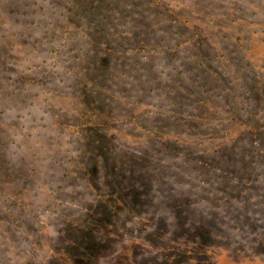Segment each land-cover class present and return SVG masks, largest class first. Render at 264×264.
<instances>
[{
	"label": "rangeland",
	"instance_id": "rangeland-1",
	"mask_svg": "<svg viewBox=\"0 0 264 264\" xmlns=\"http://www.w3.org/2000/svg\"><path fill=\"white\" fill-rule=\"evenodd\" d=\"M193 1L198 4L194 6ZM79 2L0 0V57L12 64L0 62V93L4 97L15 95L4 101L0 97V130H6L0 143L5 141L9 151L0 152V176L3 167L13 166L1 164L11 160L21 169L16 176L27 178L23 186L15 185L17 191L9 184L0 193V264H264V166L259 164L262 159L256 160L262 170L245 178L243 168L236 167L241 163H237L253 161L257 152L248 150L245 156H241L243 152L232 153V143L226 136L230 128L241 129L244 136L264 126L263 100L253 106L256 83L247 79L248 72L242 74L239 70L224 78L212 71L194 72L195 60L180 59L179 64L176 62L178 67L154 64L152 47L158 43L170 45L173 36L160 33L168 27L166 18L160 17L157 23L142 30L143 35L147 34L143 41L136 40L144 49L126 55L131 64L116 67L107 83L112 88L113 83L125 81L127 89L118 85L108 90L109 94L96 97L95 107L101 113L115 110L112 116L106 114V125L98 126L95 118L79 119L76 110L80 102L72 96L71 88L80 89L76 80L79 71L83 77L89 72L82 71L87 66L85 50H76V44L71 42L76 30L68 23L73 14L63 10H75L74 5ZM169 2L184 4V0ZM192 3L184 4V17L196 25V30H191L203 36L207 47L215 51L221 48L227 60L238 57L241 63L244 55L249 59L254 54L251 50L257 49L258 42L254 32L247 34L244 42L233 36L238 37V24L240 28L248 24L258 27L256 24L264 21V0ZM151 31L152 36L148 35ZM136 63L154 67L144 77L142 72H132ZM4 68L10 70L3 72ZM174 68L185 72L178 74ZM222 70L219 67L218 71ZM162 73L172 79L177 77V86L187 91L184 96H172L166 91L170 85ZM192 74L197 83L188 81ZM25 78L31 81L25 84L27 88L22 85L19 91V87H10ZM22 94L26 95L23 99ZM81 94L85 95L83 91ZM170 101L185 106L176 107L180 117L193 113L191 119L196 125L204 126L208 119L211 122L196 132L182 126L176 133L180 125L172 130L176 121H168L169 115H177ZM107 104L109 108H104ZM159 104L164 105L162 110ZM204 105L212 112L201 116L198 112ZM63 107L70 113L63 114ZM215 110L220 112L213 114ZM161 114H167L168 119ZM134 115L136 119L132 118ZM196 116L199 117L195 120ZM146 120L149 124L161 120V126L168 125L171 132L160 130L155 138L151 128L142 127ZM93 129L101 131L102 143L98 144L108 147L100 153L104 160L101 158L99 171L92 161L101 156L80 154L82 145L88 149L98 146L97 137L90 133ZM230 133L234 134L232 130ZM240 137L238 132L235 140ZM258 144L262 147L260 152H264V142ZM223 146L229 149L226 158L213 154ZM34 152L38 154L35 157ZM190 153L194 157L190 158ZM160 158L166 159L165 164L180 163L184 168L167 180L160 179L151 163ZM113 159L118 160L115 174L109 165ZM70 165L74 167L67 169ZM109 174L121 176V180L108 178ZM244 179L250 181L243 182ZM226 191H232L231 195ZM8 203L14 204L11 211ZM230 204L234 220L230 224L241 225V239L246 236L247 242H237L239 234L223 225L224 210ZM245 205V213L255 206L248 214L260 223L242 219Z\"/></svg>",
	"mask_w": 264,
	"mask_h": 264
},
{
	"label": "trees",
	"instance_id": "trees-1",
	"mask_svg": "<svg viewBox=\"0 0 264 264\" xmlns=\"http://www.w3.org/2000/svg\"><path fill=\"white\" fill-rule=\"evenodd\" d=\"M213 1H216V0H213ZM186 3H190V5L193 4L192 0H184V4ZM195 3H197V1L194 2L193 4L194 6L196 5ZM184 4L182 6H180V3L173 5L171 2H169V0H81V2L76 3L74 5L76 8L75 10L73 9V7L69 9H66V7L63 8L64 12L66 11V14H69V15L73 14V17L71 18L72 20L69 19L70 24L68 23V25H70L73 28V30L74 29L76 30L73 33L71 42L76 44V47L74 46L76 50H79L80 52L82 50H85L84 56L86 60L85 63H87V66L83 67L82 71L89 72L88 74H85V77H83L82 72L79 71L78 77L76 80L78 82L80 89L75 90L73 87L71 88V92L73 93L72 96L75 97V99L80 102V107L79 109L76 110L77 117L79 119H94L95 118L94 123L97 124L98 126L106 125V122L104 120L106 117V114L108 116H112L115 110L112 109L108 113L106 112L101 113L100 109L95 107V104H96L95 99L96 97H98V94L101 96H105L109 94L107 93V91L110 89H115L118 85L124 86L122 87V90H124L125 88L127 89L126 86H128V82L125 83V81L124 83H119V82L113 83L112 88L110 87V85H107V83L108 81L111 80V77L114 76L115 71H117V69H115L116 67H119V68L123 66L127 67L128 64H131V60L126 55L131 54L132 52L138 53L139 51H142L144 49L143 45L138 44L136 40L143 41L144 36H146L147 34L143 35L142 30L144 28H148L149 27L148 25L150 24L157 23L160 17L166 18V21L168 23L167 29L160 30V33L163 35L172 33L173 36L170 39V42H172L170 45L166 46V45H161L158 43L157 45H154L152 47L151 51L155 52L153 61H152L154 64L159 63V64H163L164 66L167 64L169 66L171 64H174V66L178 67L180 66L178 65L180 63V59H183L185 61L195 60L196 63L193 68L194 72L212 74L210 73V71H212L213 73H217V75L222 78L232 73H237L238 70L242 74L243 72H248L249 75L246 74V76H248L247 79H249L251 82L256 83V86L254 87L255 93H253L256 96V98H255V102L253 103V106L258 104L261 100H263L264 102V93H263L264 92V21L261 23L260 22L257 23L256 26L258 27H253V24L252 25L245 24L246 26L244 27L241 26L240 28L239 24L236 25L235 29H238V31L235 34H237L238 37H236L235 35L233 36V38L236 41L244 42V37H246V35L249 33L252 34V32H254V34L258 36L257 49H254V50L250 49L251 52L254 53L252 55H249L248 57L251 62L248 63L247 60L249 59H247V56L244 55L242 58L243 62L241 63V59L240 58L238 59V57H233L232 59L227 60L225 57V54L222 53L221 48L220 50L217 49V51H215L216 49L212 50L210 46L209 47L206 46L205 42L207 41L203 39V36H198V33L192 32L191 27L193 28V30H196V25L192 26V23L190 22V20L184 17V15L187 16L186 14L183 13V9L185 8L183 7ZM178 8H181V12L178 11ZM187 12L188 11L186 10V13ZM172 15H175V16L171 17ZM233 21H236V20H233ZM31 24L33 25L35 23H31ZM257 28H259V30H256ZM83 30L86 31V34L83 33ZM121 30H123L122 34H121ZM112 31H113V34H111ZM66 34H69V33H66ZM110 34L112 35V37L110 36ZM153 34L154 33L152 31L148 33V35L150 36H152ZM116 38H120L122 41ZM162 38L166 40L165 37H162ZM121 43H123V45H121ZM128 45L130 46L129 48H127ZM240 48L243 49L242 46H240ZM250 50H247L246 52H250ZM241 52L243 53V51ZM144 58L145 60H147V57H144ZM0 62L2 64L4 62L6 66H9L11 64L10 61H5L2 57H0ZM176 62H178V64H176ZM140 64L136 63L135 68L133 69L131 68L132 72L136 71L135 73H137L139 71L143 73L144 77H147L149 70L153 69L154 65L151 67V69H149V68H146L145 66H140ZM96 67L98 69L97 71L95 70ZM219 67L223 68L222 72L218 71ZM8 70H10V68L9 69L4 68L3 72H6ZM235 70L237 71L235 72ZM174 71H176V73L178 74H182L185 72V69L181 68L180 70H178V68H174ZM186 72H189V71L187 70ZM162 74L165 76L164 79H167V81H169V85H170V87L167 86L165 88L166 91H169L170 95L172 96H176V95L184 96L183 92H187V91L186 89L184 88L180 89L177 86L179 82L174 81L176 80L177 77H175V79H172L170 75H166V73H162ZM130 76H131L130 78H134L135 75H130ZM240 77L241 76L239 75L238 78ZM26 79L28 78H25L24 82L21 80H19L18 83L14 82L10 85V87L15 88V89L19 87V91H20L22 85L29 84L31 82V81L27 82ZM188 79H189L188 81L192 83L198 82V79L194 78V74L189 76ZM2 81L4 80L2 79ZM25 86H26L25 88L28 87V85H25ZM81 91H83L85 95H82V94L79 95ZM124 92H127V90H125ZM90 94L91 96H89ZM191 94H194V93H191ZM13 96L15 95L10 94L4 97L0 93V97H2L1 98L2 100L3 99L5 100L7 98L11 99L13 98ZM25 96H26L25 94H22L20 97L23 99ZM172 101L168 103H171ZM62 102L63 101H60L59 104H65ZM172 103H173L174 108L180 106V105L178 106V102H172ZM112 104H114V101L112 102ZM107 107L109 108V104H107L106 107L104 108H107ZM158 107H159V110H162L164 105L159 104ZM184 107L185 106L182 105L179 108L183 109ZM243 109H245V107ZM196 110L199 111V108H197ZM61 111H63L62 112L63 114L70 113V111H66L64 107L61 109ZM176 112H177V115H174L173 113L169 115L170 117L167 114H161L165 119H168L169 117L170 119H168V121L170 120L176 121V125L172 126V130H175V127L180 125L179 127L176 128L175 130L176 133L179 132L178 128H183V127L186 130L188 129V130H192L196 132L199 128L208 126V123L211 122V120L208 119L206 120V125L204 126L200 124L196 125L197 123H195L191 119L193 116V113H186L188 114L187 116L180 117L181 115H180V111H178V108H176ZM210 112H212V109L210 107L208 108V106L205 107L204 105V107H202L198 113L201 114V116H204L206 114H209ZM219 112L220 111L215 110L213 114H218ZM157 115H159V112L156 114V116ZM136 116L137 115H134L132 118L136 119L137 118ZM237 116H242V115H237ZM198 117L199 116H196L195 120ZM0 121H1V118H0ZM232 121L237 122V119L232 118ZM149 123H150L149 120L144 121V123H142V127L151 128L153 130L152 133L155 134L154 135L155 138L159 137L160 130L168 131L169 133L171 132L169 131L170 128L168 125L161 126V120H158L151 124ZM93 126L97 127L96 125H93ZM95 129H99V128H95ZM184 129L183 131L184 133H186ZM230 129L234 132L233 135L230 133L231 132ZM230 129H229V133L226 136H228L229 141H231L232 143L231 144V147H232L231 149H233L231 150L232 153L236 152V154H241L243 152L241 156H245L248 150H251V151L255 150L257 152L255 154V159L253 161H250L247 163L238 161L237 164L241 163V166L239 165L236 167L243 168L241 170V173L245 174V178H246V175H251L254 171L256 172V170H262V167L257 166L258 162H256V160L262 159V161L261 160L259 161V164L260 166H264V152L262 151L260 152V149L262 147L261 145L258 144L260 141L264 142V126H259L256 133H247L244 136H243V132L241 129L239 131L238 130L234 131L232 128ZM238 132H239V135L242 137L237 138L235 140V136L238 134ZM90 133L92 134V136L95 135L97 137V140H95V144H98V142L102 143L99 137V134L101 133L100 130L93 129ZM4 135H6V130H0V136H4ZM13 136L15 137L16 135L14 134ZM86 137H89V136L87 135ZM213 139L214 137L211 138V140ZM246 142L249 144L245 145ZM82 146H81L82 148H81V153H80L81 155L85 154V157L95 156V155H98L99 157L101 156L95 161L94 160L92 161L94 162V166L97 168V170L98 171L99 169L101 170L100 164L102 162L101 158H103L102 157L103 154H100V153L107 150L108 147L98 144L97 147L92 146L90 149H88L86 148V145H82ZM21 147L22 146H18V149H20ZM226 147L227 146H223L221 148L215 149L213 151V154H219V156L226 158L229 155V153H227L229 149H227ZM29 149L33 150L32 147H30ZM0 152L3 154L4 152L5 153L9 152L5 141H1L0 143ZM1 153H0V162L3 161V157L1 156ZM150 154L151 152L148 153V155ZM14 155H15V152H14ZM33 155L35 157L38 154L34 152ZM80 156H77V158H80ZM189 157L190 158L194 157V154L190 153ZM102 160H104V158ZM164 160L166 161L165 158H160L158 161L151 162V163H154L153 169L156 173V176H158L160 179L167 180L169 175H172L171 177H173L181 168L182 169L184 168L183 164L180 165L179 163L177 166H172V165H169L167 162L165 164ZM68 162H70V160ZM117 162H118L117 159H113L111 160L109 164L113 166L112 169H113L114 174L118 170V167H116ZM5 164L13 165V166L11 169H7L4 167L2 168V174L0 176V187H1L0 193L4 192L5 189L8 188L7 185L9 187L10 185L14 186L15 187L14 190L17 191L16 190L17 188L15 185L19 183L20 186H23V184L27 182V178H24L22 175L20 176V174L19 176H16L18 173L21 172V169L20 167H15L13 161L8 160V161H5L4 164L2 163L1 165H5ZM207 166H209V164H207ZM73 167L74 165H70V167H68L67 169H71ZM91 168L95 173L98 172L93 167ZM76 170L79 171V168L76 167ZM208 171L211 172L212 169H209ZM72 174H74L75 176H78L77 172H74ZM108 176H109L108 178H113V180H117V179L121 180V176L118 177L114 175L113 177H111V174H109ZM246 181L249 182L250 180L248 179L243 180V182H246ZM253 187L255 189V186ZM241 189H244V188L241 187ZM231 193L232 191L231 192L226 191V194L228 196H230ZM7 199L8 198H6L3 201V203H5ZM247 206L248 205H245L243 208L244 213L246 212L244 209ZM13 207H14L13 203H8L7 209H10L11 211ZM231 207H233V204H230L229 207H225L226 208L224 210L225 215L223 217L225 221L223 222V225L227 226L231 231H235L237 236L239 234L240 238L237 240V242H240L241 240H243L244 242H247L248 237L245 236L241 239L240 229H239L241 225L239 224L238 226V225L230 224V222L234 221L233 218L230 216L232 215V211H233L231 210ZM254 208L255 206L250 208L249 212L245 214L241 213L242 219L246 221L260 223L261 220H259L257 217L255 218L254 216H250L248 214L252 211L251 209L254 210ZM209 216L211 217V214H209ZM253 233L254 231L252 230L250 234L252 235ZM256 240L257 239L254 238V242H256ZM257 243H258V240H257ZM261 244L264 245V242H262ZM228 247H230V245Z\"/></svg>",
	"mask_w": 264,
	"mask_h": 264
}]
</instances>
